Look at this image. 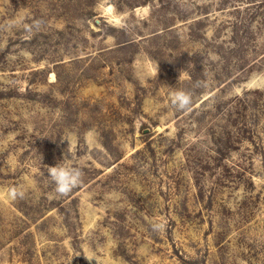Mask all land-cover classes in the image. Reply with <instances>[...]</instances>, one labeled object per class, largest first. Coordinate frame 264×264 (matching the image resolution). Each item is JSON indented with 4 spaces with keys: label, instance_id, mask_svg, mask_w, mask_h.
<instances>
[{
    "label": "rangeland",
    "instance_id": "obj_1",
    "mask_svg": "<svg viewBox=\"0 0 264 264\" xmlns=\"http://www.w3.org/2000/svg\"><path fill=\"white\" fill-rule=\"evenodd\" d=\"M0 264H264V0H0Z\"/></svg>",
    "mask_w": 264,
    "mask_h": 264
},
{
    "label": "clouds",
    "instance_id": "obj_2",
    "mask_svg": "<svg viewBox=\"0 0 264 264\" xmlns=\"http://www.w3.org/2000/svg\"><path fill=\"white\" fill-rule=\"evenodd\" d=\"M35 27H40V21L35 22ZM31 31V29H29ZM205 81H196L194 87H207ZM193 90L192 89H175L170 96L171 107L179 112H187L191 110L193 104ZM68 154H65L64 159ZM63 159V160H64ZM48 176L50 182L54 185V192L64 197L69 195L75 188L83 183L84 172L82 168L75 165H64L57 163L55 166H47ZM8 194L11 199L23 198L25 193L16 188H10ZM151 230L155 233H160L166 230V223L163 221H154L150 225ZM87 258V257H86ZM91 261L89 258H87Z\"/></svg>",
    "mask_w": 264,
    "mask_h": 264
}]
</instances>
